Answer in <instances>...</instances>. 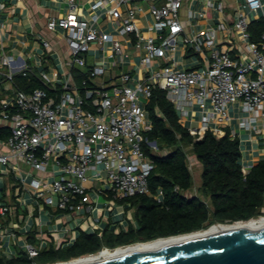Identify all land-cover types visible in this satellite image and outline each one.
Segmentation results:
<instances>
[{"label": "built area", "instance_id": "obj_1", "mask_svg": "<svg viewBox=\"0 0 264 264\" xmlns=\"http://www.w3.org/2000/svg\"><path fill=\"white\" fill-rule=\"evenodd\" d=\"M141 1L150 2L148 11L153 18L146 29L140 25ZM205 1L206 9L216 10L221 20L190 35L183 24L187 0H95L88 16L80 12L76 0H67L68 14L47 24L49 32H63L70 55L69 72L56 73L54 78L28 69L21 58L1 53V64L7 69L0 68V82L15 83L17 75L36 73L52 91L26 93L15 88L12 96L0 102L1 119L9 132L3 141L8 151L0 154V164H13L18 172L15 165L21 161L43 176L30 173L19 178L22 189L33 192L35 203L42 201L50 208L78 215L84 210L95 212L102 198L123 202L150 195L148 179L155 163L148 150H160L146 136L152 124L145 106L155 89L166 93L180 122L199 114V126L188 129L197 141L207 132L223 137L232 121L230 109L237 106L239 128L264 145V34L260 42H253L244 11L238 10L229 26L223 20L224 1ZM242 6L255 13L263 2L242 0ZM4 7L0 0V9ZM120 8H125L124 17L116 15ZM206 17L205 10L187 11L191 25ZM105 21L120 22L121 28L106 32L101 26ZM42 45L51 48L47 40ZM128 46L135 49L143 77L123 68ZM180 46L204 57L206 65L188 70L155 66L157 60H174ZM89 56L94 58L92 63ZM105 58L120 70L114 83L104 79ZM76 70H82L80 82ZM8 211L0 204L1 219L7 218ZM87 229L95 233L99 227L93 223ZM4 237L14 235L0 229V239ZM117 249L103 248L85 257ZM24 251L34 260L41 250L27 244Z\"/></svg>", "mask_w": 264, "mask_h": 264}, {"label": "crops", "instance_id": "obj_2", "mask_svg": "<svg viewBox=\"0 0 264 264\" xmlns=\"http://www.w3.org/2000/svg\"><path fill=\"white\" fill-rule=\"evenodd\" d=\"M78 9L86 16L89 15L91 6L95 0H76ZM225 12L223 20L230 26L234 22L237 11H244L249 23L264 19L263 7L255 13L246 10L242 6V0H223ZM5 7L0 9V56L4 52L6 55L16 59H23L28 69L37 72H44L51 78L56 73L65 75L69 72L67 65L70 59L68 47L63 32L51 33L47 29V24L52 18L64 17L69 12L67 0H2ZM144 8V12L139 14L140 25L145 28L153 23L151 13L148 11L150 2L141 1L138 3ZM205 0H187L183 10L184 26L187 33L194 35L197 32L215 26L221 20L220 14L213 9H206ZM205 10L207 17L200 19L195 24L188 23V10ZM116 15L125 16V8L116 10ZM119 23H109L105 21L101 26L106 32H116L120 29ZM42 40H47L51 44L50 49H45ZM128 58L125 60L124 69L131 71L137 77H143L144 72L140 65V60L135 56V49L128 46L125 48ZM174 60H157V68L171 66L176 70L198 69L206 65L205 58L187 52L183 47H179L174 54ZM88 61L92 63L94 58L89 56ZM107 62L105 81L116 82L120 70L113 69ZM0 68H5L1 64ZM7 69V68H5ZM79 76L82 70L75 71ZM75 75V74H74ZM80 82L81 77H76ZM15 83L4 81L0 83V99L12 96ZM232 121L230 129L237 133L241 141L243 154L242 165L244 169L251 170L258 162L264 160V145L256 140H252L250 134L239 128V116L237 106L230 109ZM199 114L194 119H182L181 123L187 129L199 126ZM7 128V124L1 119L0 129ZM8 129V128H7ZM0 139V154L7 153V147ZM197 160V158H196ZM198 162V160H197ZM199 164V162H198ZM13 164L5 166L0 164V204L8 208L7 218L1 219L0 229L5 232L11 231L14 238L4 237L0 239V258L12 260L17 256L27 255L24 248L27 244L33 245L40 253L50 251L52 248L61 250L74 244L81 234L92 235L90 225L96 223L99 230L95 233L118 232L128 230L129 223L134 224V211L129 210L128 204L117 202L111 198L99 200V209L95 212L82 211L78 215L71 212L59 211L46 206L42 201L35 203L33 192L24 191L19 181L20 175L32 174L33 177L43 178L42 175L33 171L23 162L19 161L15 165L20 171L13 169ZM201 167V165H200ZM89 185H92L91 183ZM201 185V184H200ZM200 185L198 187H200Z\"/></svg>", "mask_w": 264, "mask_h": 264}, {"label": "trees", "instance_id": "obj_3", "mask_svg": "<svg viewBox=\"0 0 264 264\" xmlns=\"http://www.w3.org/2000/svg\"><path fill=\"white\" fill-rule=\"evenodd\" d=\"M249 31L252 41L260 42L264 19L251 23ZM14 82L26 93L37 89L52 93L36 73L17 75ZM145 109L152 124V131L146 136L149 141L157 142L160 152L148 150L155 163L148 179L150 195L123 201L134 211L135 223H129L127 232H105L102 237L84 233L73 245L61 250L52 248L34 260L26 256L13 260L0 258V264L69 262L96 254L103 248L117 249L193 234L214 225H233L264 217V160L244 174L239 137H234L227 128L221 138L207 132L197 141L180 122L179 112L160 89L153 91ZM8 136V129L1 128L0 139L5 141ZM188 150L202 169V181L196 194H193L195 185Z\"/></svg>", "mask_w": 264, "mask_h": 264}, {"label": "water", "instance_id": "obj_4", "mask_svg": "<svg viewBox=\"0 0 264 264\" xmlns=\"http://www.w3.org/2000/svg\"><path fill=\"white\" fill-rule=\"evenodd\" d=\"M75 264H264V224Z\"/></svg>", "mask_w": 264, "mask_h": 264}, {"label": "bare ground", "instance_id": "obj_5", "mask_svg": "<svg viewBox=\"0 0 264 264\" xmlns=\"http://www.w3.org/2000/svg\"><path fill=\"white\" fill-rule=\"evenodd\" d=\"M258 224H264V218L251 220L249 222H240V223H236L233 225H214V226L208 228L207 230L197 232V233H193V234L171 237V238H166V239H160V240L148 242V243H140V244H136V245L125 247V248H120V249H117L115 251H104V252H105L106 256L130 253V252H134V251H138V250H142V249L166 245V244L175 243V242L199 237L202 235H206V234L211 232V229L213 230V232H226V231L237 230V229H241V228H249V227H252V226H255ZM104 252H102L98 256L83 257V258H80V259H77L74 261L64 262V263H59V264H75V263H82V262H86V261H92V260L100 259L103 257Z\"/></svg>", "mask_w": 264, "mask_h": 264}, {"label": "rangeland", "instance_id": "obj_6", "mask_svg": "<svg viewBox=\"0 0 264 264\" xmlns=\"http://www.w3.org/2000/svg\"><path fill=\"white\" fill-rule=\"evenodd\" d=\"M188 155H189V166H190V168L192 170V173H193V179H194V185H195V191L193 192V194H196V191L198 189V186L201 184V181H202L201 180V172H202V169L200 167V163L198 164V162L196 160V157L193 155V153L191 152V150H188ZM103 202H105V201L102 198V203ZM131 246H133V245H131ZM81 258H83V257H81ZM78 259H80V258H78ZM75 260H77V259H75ZM71 261H74V260H71ZM59 263H62V262H57V263H54V264H59Z\"/></svg>", "mask_w": 264, "mask_h": 264}, {"label": "flooded vegetation", "instance_id": "obj_7", "mask_svg": "<svg viewBox=\"0 0 264 264\" xmlns=\"http://www.w3.org/2000/svg\"><path fill=\"white\" fill-rule=\"evenodd\" d=\"M121 232H127V230L126 231H123V230H120V231H118V232H116V231H114L113 233H115V234H120ZM105 232H102V233H93L92 235H97L98 237H102V235L104 234ZM107 233H110V232H107ZM21 257H25V255H21V256H17V257H15V258H13V259H18V258H21ZM28 257V256H27ZM12 259V260H13Z\"/></svg>", "mask_w": 264, "mask_h": 264}]
</instances>
